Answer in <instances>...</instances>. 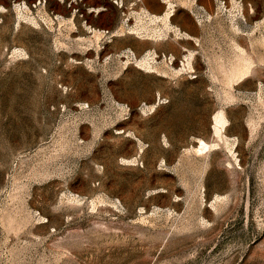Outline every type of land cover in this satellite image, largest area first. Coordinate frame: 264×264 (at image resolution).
<instances>
[{"label": "rangeland", "instance_id": "374dc122", "mask_svg": "<svg viewBox=\"0 0 264 264\" xmlns=\"http://www.w3.org/2000/svg\"><path fill=\"white\" fill-rule=\"evenodd\" d=\"M171 1L0 0V264H264V0Z\"/></svg>", "mask_w": 264, "mask_h": 264}, {"label": "bare ground", "instance_id": "6f19581e", "mask_svg": "<svg viewBox=\"0 0 264 264\" xmlns=\"http://www.w3.org/2000/svg\"><path fill=\"white\" fill-rule=\"evenodd\" d=\"M167 1H169L168 2L169 8L165 13H163L161 15L152 13L148 8L145 9V13L143 14V17H145L147 20H149L150 23L156 25V28H144V27L130 26L128 24L129 18H125V19L123 18L124 20H122V22L120 23L121 25L119 24L120 27L113 30L112 32L106 31V30H101V29H99V30L93 29L92 32L94 33V37L99 42L104 37L111 39L112 37H124L127 34L136 33V34L142 35L143 37H146V38H149L153 41L158 42L160 40L169 39V37H171L172 33H173L175 35V37L182 39V40L183 39H186V40L194 39V37L191 34L187 33L186 31L184 32L180 26H178V25L174 26V24L172 25L171 17L174 14V10H175L174 7H176V6H175L173 1H171V0H167ZM23 7L24 6H22V5H17V8H19L20 10L23 9ZM92 11H95V9H92ZM134 13H136V12H134ZM234 14L229 15L230 16V23L232 25V30H233V32H235L234 30L241 31L240 20L235 18L236 16ZM136 15H138V13ZM241 18H242V21H244V18L243 17H241ZM198 19H199V23L202 24L203 20L200 18H198ZM141 23H143V22H141ZM83 41H90V39L83 40ZM182 48L189 52V54L185 58L187 59L186 63L189 66V68H192L193 67L192 64H193V60L195 58L196 51L195 50H189L185 46H182ZM239 49L242 52H244L243 48L240 47ZM155 51H156V49H154V50L151 49V50L147 51V53H145L141 56H137L133 50H131L129 52H124V53H122V55H126L127 60H126V62H122L121 66L126 67V65L128 63H130V61H133V63L136 66L140 67L141 69H145L149 72H162V73H164V72H166L165 69L161 68L159 66L160 64L155 59V56H156ZM184 66H186L185 62H184ZM169 67L171 69H173L172 65H169ZM184 68L182 70H185ZM246 73H247L246 65H243V67H241V69L239 70V75L241 77V76H244ZM214 120L216 123L215 124V132H216V134L219 135L220 131H221L220 126H222L225 123V121H227V120H226V117L222 111H218L216 113V115L214 116ZM199 144L200 145L196 148V151H198L200 153L206 152L207 150H209L213 146L212 142L206 141L204 139H199Z\"/></svg>", "mask_w": 264, "mask_h": 264}, {"label": "flooded vegetation", "instance_id": "af4514ba", "mask_svg": "<svg viewBox=\"0 0 264 264\" xmlns=\"http://www.w3.org/2000/svg\"><path fill=\"white\" fill-rule=\"evenodd\" d=\"M110 1H112L113 3H115V4H117V5H119V0L118 1H116V0H110ZM122 1V4H121V7L124 5V3H123V0H121ZM161 2L163 3V5H165L166 6V9L163 11V13H165L167 10H168V8H169V4H168V2L169 1H167V0H161ZM226 3V2H225ZM176 7H182V8H184V9H187L190 13H192L193 15H194V12H199V11H205V12H208V10H206V8H204V6L203 5H200L198 2L197 3H195V5H194V7H193V9H189L188 7H186V6H184V5H175ZM110 6L109 5H105V3L102 1V4H101V6H99V8H97V13H99V12H104V11H108V10H110ZM174 15V14H173Z\"/></svg>", "mask_w": 264, "mask_h": 264}, {"label": "crops", "instance_id": "0c3cea01", "mask_svg": "<svg viewBox=\"0 0 264 264\" xmlns=\"http://www.w3.org/2000/svg\"><path fill=\"white\" fill-rule=\"evenodd\" d=\"M212 1H214V0H212ZM163 4V3H162ZM210 5V7H212V3L211 4H209ZM149 9V8H148ZM166 9V6L165 5H163V7H162V10L161 9H159V7H158V5H155L154 6V10H151V8L149 9L152 13H154V14H158V15H161V14H163V11Z\"/></svg>", "mask_w": 264, "mask_h": 264}]
</instances>
